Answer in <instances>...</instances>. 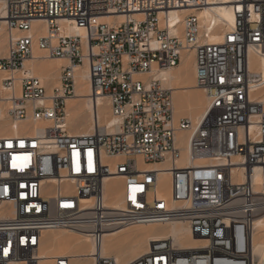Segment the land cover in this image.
I'll return each mask as SVG.
<instances>
[{"label": "built area", "instance_id": "2783aa9c", "mask_svg": "<svg viewBox=\"0 0 264 264\" xmlns=\"http://www.w3.org/2000/svg\"><path fill=\"white\" fill-rule=\"evenodd\" d=\"M219 4H230L235 20L210 42L218 28L204 26L198 13ZM172 11L181 16L173 24ZM118 15L124 18L102 19ZM67 19L84 33L63 34ZM36 20L46 32L31 33ZM0 33L8 35L0 124L12 128L0 133V264H40L44 232L60 229L90 236L97 252L81 257L119 264L101 254L106 234L175 221L204 243L186 249L173 237L158 239L126 264H255L264 103L252 96L260 77L251 55H264V0H0ZM37 50L67 60L52 91L25 68ZM186 52L194 53L196 84L208 102L199 123L176 116L172 90L153 74L178 66ZM81 66L89 70L90 96L108 97L117 130L70 132L67 102ZM163 171L169 197L160 187Z\"/></svg>", "mask_w": 264, "mask_h": 264}, {"label": "bare ground", "instance_id": "6f19581e", "mask_svg": "<svg viewBox=\"0 0 264 264\" xmlns=\"http://www.w3.org/2000/svg\"><path fill=\"white\" fill-rule=\"evenodd\" d=\"M230 1V0H226ZM227 3V2H225ZM191 9H184L182 12H190ZM199 16L202 23L206 27L214 24V27L225 28L232 25L235 16L230 4H219L207 6L199 11ZM118 18L122 20L124 15L118 16H103V20H113ZM177 11H172L169 16V21L173 24L180 20ZM62 33H84V29L78 27L76 24L70 25L71 20H62ZM42 27L43 32H46L47 26L43 20H36L33 23L31 33L39 31ZM220 29V30H221ZM219 30V29H218ZM214 32L209 35L207 41H215L220 38L222 31ZM223 30V29H222ZM15 33H17L15 31ZM0 33V56L7 55L8 38H2ZM5 34V33H4ZM7 36V35H6ZM67 64L66 59L62 58H49L46 51L37 50L34 59L25 62V68L31 74H34L42 79L43 82L51 83L55 80L54 84H49L50 91L54 86L59 85V77L62 66ZM190 65H193L194 74L190 73ZM251 69L256 72L260 77V86L252 92L253 98L256 97L260 102L264 103V55H251ZM2 73H0L1 75ZM154 76L162 81L164 87L172 90L173 95L176 97V116H186L191 118L196 123L204 119L207 114L208 102L206 96L198 92L203 91L197 87L195 78V61L194 53L186 52L182 56V62L172 68H154ZM183 91V92H182ZM204 93V91H203ZM205 94V93H204ZM91 86L89 81V70L87 66L78 67L76 75V96L68 99L67 112L68 122L70 126H75L78 130L72 132L79 135H87L99 127H109V131L117 130V118L111 114L110 101L107 96L99 95L96 98L91 96ZM97 110L100 116V122L97 124L96 116ZM86 116L88 120L85 119ZM85 117V119H84ZM9 124H0V133L4 134L11 131ZM36 127H41L42 123H35ZM85 125L87 128L83 129ZM20 127V125H18ZM71 128V127H70ZM19 129V128H18ZM15 130V129H14ZM181 137H185L186 132L179 133ZM184 142V141H183ZM162 165L156 164L149 167H161ZM259 179V176L257 177ZM113 185H118V179H110ZM170 176L168 171L161 173V190L164 194L170 196ZM118 200V199H117ZM115 200V201H117ZM115 201L112 200L109 204L116 206ZM138 227L140 225H137ZM61 230V229H60ZM64 231V230H63ZM76 233L73 237H61L62 235H50L46 232L43 234V243L40 252V264H51L54 262V257L59 256H74L75 264H95L92 257H81L82 255H91L97 252L93 242L86 248L83 242L90 243L91 238L86 233L74 231ZM74 235V234H73ZM253 236V257L255 264H264V212L259 214L254 223L252 232ZM173 237L181 247L190 249L204 243L202 239L192 237L189 226L181 221H175L164 225H142L140 228H124L119 231L106 234L101 254L103 257H114L119 264H126L141 255L145 254L150 247L152 241L158 239H165ZM83 238V240H82ZM81 239V240H80ZM87 243V244H88ZM58 247L59 252L55 254L50 253L51 247ZM70 252V253H69ZM14 264H24L23 262Z\"/></svg>", "mask_w": 264, "mask_h": 264}, {"label": "rangeland", "instance_id": "374dc122", "mask_svg": "<svg viewBox=\"0 0 264 264\" xmlns=\"http://www.w3.org/2000/svg\"><path fill=\"white\" fill-rule=\"evenodd\" d=\"M218 29H219V30H218ZM218 29H217V30H218L219 32H221V31L224 30V28H222L223 30H222L221 28H218ZM220 29H221V30H220ZM6 35H7V34H4V33H3V34L1 35V37L7 39V38H8V35H7V36H6ZM192 67H193V65H190V73L194 74V71H193V68H192ZM54 82H55V80H52L51 83H49V84H50V85H51V84H54ZM182 92H183V91H182ZM198 92H200L201 94H203V96L205 95V94L203 93V91H201V90H200V91L198 90ZM174 99H175V108H176V97H175V95H174ZM255 99H256V97H255ZM256 100H258V99H256ZM258 101H259V100H258ZM111 114H112V113H111ZM86 118H87V119H85V117H84V119L87 121V120H88V117L86 116ZM87 126H88V125H85V126L83 127V129L87 128ZM69 127H71V128H70V132H71V133L74 132V131H76V130H78L77 127H75V126H70V123H69ZM157 225H160V224H157ZM141 226H142V225H140L139 227H138V226H133V227H130V228H136V227H137V228H140ZM63 230H64V231H63ZM47 233L50 234V235H52V236H53L54 234H55V235H62L61 237H63V238H65V237H68V238H69V237H70V238H71V237H72V238L74 237V238H75V236H76V233H75L74 231L66 230V229L54 230V231H47ZM73 234H74V235H73ZM80 240H81V239H80ZM82 240H83V238H82ZM91 242H92V241H90V243L87 242L88 244H87L86 242H83V244H84V246H85L86 248H88L89 245L91 244ZM49 250H50V253H51V254H55L56 252H59L57 246H56V247H51ZM69 253H70V252H69ZM49 264H50V262H49ZM51 264H54V262L52 261Z\"/></svg>", "mask_w": 264, "mask_h": 264}]
</instances>
